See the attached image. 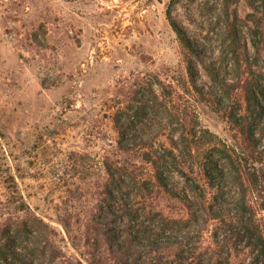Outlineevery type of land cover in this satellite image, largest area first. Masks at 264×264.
Returning <instances> with one entry per match:
<instances>
[{
  "label": "rangeland",
  "instance_id": "1",
  "mask_svg": "<svg viewBox=\"0 0 264 264\" xmlns=\"http://www.w3.org/2000/svg\"><path fill=\"white\" fill-rule=\"evenodd\" d=\"M171 1L0 0V223L17 214L7 203L20 197L51 229L52 244L60 252L57 264H89L88 238L97 236L93 221L103 231L99 234L102 263L121 264L109 241L101 237L124 226L123 219L110 217L104 203L110 181L106 166L114 162L139 167L151 179L146 206L172 222V249L163 251L164 257L159 256L155 264H168V259L171 264H259L246 239L235 237L239 224L233 217L235 187H229V180L223 188V209L214 205L216 218L172 164H164L165 188L153 179L151 168L137 152L117 144L116 111L146 87L161 93V82L187 126L195 122L198 133L206 134L203 140H221L242 154L249 170L264 182V64L259 63L262 77H257L262 92H256L251 104L258 138L254 144L226 118L222 107L232 103L205 68L212 66L238 86L235 95L244 104L243 84L238 85L231 62L222 55L221 12L225 3L233 8L236 1L239 18L252 21L256 8L264 12V0H176L171 6L173 23L203 50L201 58L192 55L196 89L184 49L167 17ZM242 28L253 53L250 32ZM177 118L162 120L156 144L161 152L172 149L171 138L179 140L181 120ZM200 145L203 148L206 143ZM178 146L182 151L183 146ZM195 155L193 150L180 156V163L187 173L193 171L188 174L210 200L214 191ZM10 184L16 194L8 189ZM184 196L193 203L195 221L189 219ZM249 200L264 228L263 186L254 187ZM222 216L232 224L223 223ZM142 221L152 228L159 226L157 220ZM143 244L139 250L148 252L147 243ZM146 256L143 253L135 260L133 254L128 260L146 264Z\"/></svg>",
  "mask_w": 264,
  "mask_h": 264
},
{
  "label": "trees",
  "instance_id": "2",
  "mask_svg": "<svg viewBox=\"0 0 264 264\" xmlns=\"http://www.w3.org/2000/svg\"><path fill=\"white\" fill-rule=\"evenodd\" d=\"M175 2L176 0L171 1L167 17L172 21L184 49L190 82L196 89L193 70L195 63L192 60V55L201 58L203 50L199 44L188 38L173 23L171 6ZM234 3L233 8L229 3H225L221 12V33L224 41L222 55L223 58L231 62L238 85L243 84L242 100L244 104L235 95V89L238 86L228 82L227 76L221 75L212 66L206 65L205 68L211 81L219 91L224 93L222 96H226L232 103L231 106L222 107L226 112V118L238 127L246 140L254 144L258 138H255L253 130L251 104L256 100V92H262L258 79L262 77L259 63L264 64V12L256 8L253 13L255 18L252 21L249 18L246 21L241 20L238 16L236 1ZM242 26L250 32L253 53L250 52L249 40ZM160 85L161 93L154 92L151 86L146 87L144 93L139 92L140 96L130 98L128 104L118 109L114 114L113 126L116 130L119 148L137 152L142 161L151 168L153 179L160 182V185L165 188L168 187V178L165 175L164 167L166 166L164 164H172L173 170L176 169L177 174L184 177L192 194L202 202L208 214L212 216H215L213 214L214 205L219 204V209H223L221 205L225 201L223 188L228 186L226 183L229 180V184H231L229 187H235V194L231 196L232 203L236 206L233 217L237 218L239 224V232H236L235 237L246 239L247 247L251 248V252L255 255V261L264 264V228L258 221L249 200L250 191L259 185L264 188L262 184L264 182L260 183L257 173L249 170L248 161L242 154L221 140L212 138L208 141L207 139L203 140L206 134L204 133L202 136L198 133L195 122L187 126V120L183 114L172 106L170 92L161 82ZM254 87H256L255 90ZM173 117H178L181 120L179 140L171 138L170 140L174 144L172 149L163 148L161 152L162 148L159 147L158 150L156 144L159 142L158 134H161L162 120L168 118L172 122ZM201 142L206 143V146L201 148ZM179 143L183 146L182 151L179 150ZM193 150L196 153L194 159L197 157L200 161V171L205 177L208 187L214 191L210 200L203 186L190 175H193V171H189L190 174H188L182 168L183 162L180 163V156L190 155ZM177 151L182 152L180 156ZM216 151L218 155L215 154ZM169 158L170 162L167 160ZM106 169L110 181L106 185L105 200L107 202L104 203L110 217L123 219L124 226L121 230L118 228L120 233L114 229L101 237L109 241L108 245L114 248L112 249L113 253L117 255L115 257L121 264H131L128 260L130 255H137L135 259L137 260L141 259L143 253L147 255L146 264H155L159 256L164 257L163 253L166 249H172V222L146 206L145 196L152 189L151 179L145 177L139 167L137 169L129 168L127 165L114 162L107 164ZM5 180L7 181L8 178ZM8 189L13 194L17 193L16 188L11 184ZM174 194L181 195L177 192ZM184 197L190 214L189 219L195 221L193 203L189 198ZM7 204L17 214L0 223V264H57L60 252L52 244L51 234L53 235V233L49 226L32 214L20 197ZM215 217L217 218V216ZM142 218L157 220L159 226L152 228V225H144ZM222 221L227 226L232 224V221L228 222L224 216H222ZM93 222L97 224H94L97 236L88 238L92 246L91 251L88 252V263L103 264L100 255L102 241L99 239V234L102 235L103 231L101 228L99 229V222ZM143 243H147L148 252H145L146 249L139 250V247L144 246ZM132 249H136L137 252H131ZM166 257L168 258V256ZM166 262L171 264L170 259ZM132 264H136V261Z\"/></svg>",
  "mask_w": 264,
  "mask_h": 264
}]
</instances>
